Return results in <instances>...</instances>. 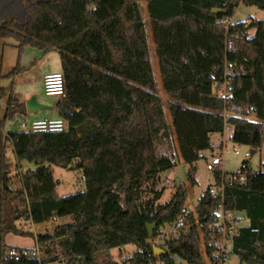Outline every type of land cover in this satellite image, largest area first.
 <instances>
[{"label":"trees","instance_id":"16d2710c","mask_svg":"<svg viewBox=\"0 0 264 264\" xmlns=\"http://www.w3.org/2000/svg\"><path fill=\"white\" fill-rule=\"evenodd\" d=\"M145 1L171 127L194 185L195 164L201 151L212 147L211 133L231 125L234 143L255 152L264 147V21L250 25L253 35L246 21L228 22L238 4L264 11V0ZM14 2L0 1V37L17 40L19 47L59 52L65 96L55 106L66 129L22 130L24 104L8 98L0 119V264H45L47 260L4 259L10 246L5 233L27 234L15 224L20 218L40 223L63 216L73 219L52 233L36 235L37 246L55 256L51 261L120 264L111 249L133 243L136 249L124 264H175L172 255L188 264H205L201 243L212 260L223 238L212 225L221 205L248 218V224L237 225L230 253L245 264H264V170L254 171L247 160L239 168L246 182L225 184L223 202L209 193L210 185L198 199L194 213L200 234L191 214L181 212L182 184L164 203L154 206L157 197L140 203L144 184L173 166L175 150L155 87L139 1L20 0L23 16ZM214 7L219 10L212 13ZM224 84L227 95H220ZM7 142L16 172L23 161L34 167L11 175ZM52 166L79 169L84 189L59 195ZM213 174L214 183H221L219 170ZM17 177L21 190L13 188ZM151 222L156 230L148 235L146 223ZM166 223H173L175 231L157 245L169 253L154 256L150 240Z\"/></svg>","mask_w":264,"mask_h":264},{"label":"rangeland","instance_id":"374dc122","mask_svg":"<svg viewBox=\"0 0 264 264\" xmlns=\"http://www.w3.org/2000/svg\"><path fill=\"white\" fill-rule=\"evenodd\" d=\"M2 1V0H0ZM139 7L142 15V19L145 22L146 31L148 33V42H149V52L150 58L153 66V73L156 81V91L161 96L162 100L165 104V113L167 117V121L170 125V131L172 134V141L174 145V164L171 168L164 170L161 172L155 179L152 181L146 182L142 188L140 203H144L147 200H155L152 201V204L156 206L159 203H164L168 201L173 192H175V186L177 184H182L184 188L185 200L184 206L190 212L193 218V226L197 233L200 234V230L196 221V216L194 213V207L204 192V190L210 185L214 183V170H208L206 168L207 161H210L212 155H220L223 159L222 164L218 167L221 170L227 172H234L239 170L241 166V162L243 160H247L250 167L256 170H264V147L259 151L252 153L249 157L245 156L247 151H250V147L243 144H236L231 140V134L233 132V127L231 125H227L223 134H219L217 139L216 135H213L211 141L213 142V146L208 150L201 151L200 158L196 161V171L194 174V178L196 183L192 185L187 178V169L188 165L182 160L181 155L178 150V146L175 140V135L173 133V129L171 127V120L167 107V96L163 89L162 81L160 78V72L158 67V59L155 52L151 23L149 20V15L146 9V1L138 0ZM14 10L18 11V14L24 15L23 5L20 3V0H15ZM255 16L257 20L263 19L264 21V11L259 10L255 6H248L245 4H238L235 7L231 19V22H239V21H252L251 17ZM228 19V22H230ZM255 20V19H254ZM255 28H249L248 34L253 35ZM19 42L13 38H2L0 37V117L2 118L4 112L6 110V103L10 96H14L20 99L21 96L25 97V100L35 96L36 100L39 103L49 105L56 102L59 97L57 96H47L44 93L43 83H42V74L53 67H58L60 64V55L57 50L49 51L44 57L41 55V50L38 48L30 47V46H18ZM19 64V65H18ZM27 66V69L23 71L21 74H12L13 68L17 66ZM24 100V101H25ZM41 114L45 113L40 111ZM48 114V112L46 111ZM39 114V115H41ZM29 118H33L36 116L34 113H29ZM38 115V114H37ZM29 121V119H26ZM9 126V124H8ZM7 123L3 126L4 130H7ZM233 147H236L239 154H235L233 151ZM5 159L6 162L12 168L13 165L16 164L15 155L13 152L12 145L7 142L5 148ZM22 165L27 168L34 167L32 162L23 161ZM24 168H20L18 172L14 171L15 168L11 169V175H15L16 173H20L21 171L26 170ZM52 173L55 181L57 182V193L60 195H67L71 193H75L77 191L83 190L85 184L82 180V172L79 169H69L63 168L59 166H52ZM16 190L22 189V184L20 182L19 177L16 179V185L13 187ZM159 193H158V192ZM158 193V194H157ZM239 220L238 225H246L248 224V218L246 217L244 212H239L238 214ZM71 217V216H69ZM73 219V218H71ZM238 219V218H237ZM70 222V219L67 216L57 217L52 219L51 217L39 223L36 228H32V225L28 222H23L20 218L15 221V224L18 227H22V225L27 224V228L25 230H36L41 233H49L52 232L53 228L58 224H64ZM25 223V224H24ZM156 229L154 228L153 231ZM173 231H175V227L173 223H166L162 225L158 231L156 232V236L152 240V243H160L164 241L166 237H168ZM32 236L28 234H19L14 232H6L4 236L5 243L12 244H30L32 242ZM201 254L203 256L205 264H209V259L204 253L203 244L201 243ZM136 249L135 244L129 243L124 245V248H113L110 253L113 255V259L117 260L120 264H124V258H127L132 255L133 251ZM53 253H50L43 249L42 252V260H47L45 264H60L57 263V260L52 259ZM120 257H119V256ZM55 257V256H53ZM227 258L223 261H220L218 264H245L241 262L239 257L235 254L228 252ZM175 264H188L186 261L178 257L177 255H172ZM50 261V262H49ZM152 264H165L161 260H157Z\"/></svg>","mask_w":264,"mask_h":264},{"label":"built area","instance_id":"2783aa9c","mask_svg":"<svg viewBox=\"0 0 264 264\" xmlns=\"http://www.w3.org/2000/svg\"><path fill=\"white\" fill-rule=\"evenodd\" d=\"M228 47L229 44H228ZM44 93L50 96H57L62 98L65 96V80L62 71L47 72L43 75L42 79ZM228 85L224 84L222 88L218 90L220 95H227ZM22 130L31 131L35 133L39 132H60L66 129V122L61 117H44L31 119L29 121L23 120L20 123ZM6 133L3 134L5 136ZM235 154H239L236 147H233ZM251 151L245 153L246 157L251 155ZM223 159L221 156L212 155L210 161H207L206 168L208 170H219V177H221V183L210 184L209 193L213 196H219L221 202H223V193L225 184H244L246 182V173L239 170L234 172H227L218 168L222 164ZM174 163V160L171 161ZM181 212L184 214L190 213L185 207L181 208ZM55 219L57 217H51ZM238 215L235 210L225 209L221 205L213 214V227L220 231L222 234V240L219 243L217 251L213 254V259H209V264H218L220 261L225 260L229 251L232 248V237L237 232ZM27 225H23L25 228ZM43 249L35 246L29 247H17L9 246L4 250V259L18 261L20 259H37L42 260Z\"/></svg>","mask_w":264,"mask_h":264},{"label":"crops","instance_id":"0c3cea01","mask_svg":"<svg viewBox=\"0 0 264 264\" xmlns=\"http://www.w3.org/2000/svg\"><path fill=\"white\" fill-rule=\"evenodd\" d=\"M251 19H252V21H249L248 23H250V22H252V24L254 23V21L255 20H257L256 19V17L255 16H252L251 17ZM255 19V20H254ZM261 20H263V19H261ZM230 22H231V19H230ZM247 24V23H246ZM255 32V31H254ZM51 51V50H50ZM49 52V51H48ZM48 52H42L41 51V55H42V57H44ZM19 65V64H18ZM18 68H20V70H18V73L17 74H21V73H23V71L25 70V69H27V66L26 65H24V66H17ZM16 68V67H15ZM14 69V68H13ZM53 71H62V68H61V61H60V64H59V66L58 67H53V69H50L49 68V70L48 71H46V72H44L43 74H42V79H43V75L45 74V73H47V72H53ZM47 96H50V95H47ZM60 99V98H59ZM59 99H57L56 100V102L59 100ZM20 102H22L23 104H24V110H25V114H24V118H25V120L26 119H29V120H31V118H29V115H28V112L26 111V108H25V97L24 96H21L20 97V99H18ZM56 102H54L53 104H49V106H51L52 108L51 109H47V110H40V111H42V112H45V113H42L41 114V112L40 111H38L37 113H36V116L35 117H33L32 119H36V118H44V117H57V111H56ZM6 110H7V103H6ZM6 110H5V112H4V115H3V117L1 118L0 117V119H3L4 118V116H5V114H6ZM46 111L48 112V114L46 113ZM38 114V115H37ZM39 114H41V115H39ZM7 123V127H9L8 126V121H6L5 122V124ZM5 124H4V126H5ZM6 131L7 130H4V132H3V129H2V132H3V134L4 133H6ZM224 132V131H223ZM223 132L222 133H219V132H214V133H211L210 134V142H211V145L213 146L214 144H213V142L211 141V138H212V136L213 135H216L217 136V139H218V137H219V134H223ZM232 135V134H231ZM175 140H176V137H175ZM176 143H177V140H176ZM178 146V145H177ZM179 150V149H178ZM207 150V149H206ZM209 150V149H208ZM204 151V150H203ZM180 153V152H179ZM15 160H16V158H15ZM183 160V159H182ZM17 162V161H16ZM16 165V164H15ZM15 165H13V167L11 168L10 167V169H14L15 168ZM22 168H24V169H26V167L24 166V165H22ZM15 171V170H14ZM16 185V179L14 180V186ZM13 186V187H14ZM60 195V194H59ZM70 220H71V217H69V216H67ZM23 220V222H28V223H30L31 225H32V228H36V226L39 224V223H34V222H32L31 220H24V219H22ZM44 222V221H43ZM40 223H42V222H40ZM25 224V223H24ZM27 225V224H26ZM21 229H22V231L24 232V233H27L29 236H32V238H33V240H32V242L30 243V244H12V243H6V244H8V245H10V246H21V247H35V246H37V242H36V235L37 234H40L41 232L40 231H36V230H25L27 227H23V225H22V227H20ZM54 229V228H53ZM53 231V230H52ZM49 233H52V232H49ZM122 248H124V246L122 247ZM121 248V249H122ZM112 255V254H111ZM113 256V255H112ZM119 256V255H118ZM120 257V256H119ZM115 261H117V260H115ZM120 263V262H119Z\"/></svg>","mask_w":264,"mask_h":264},{"label":"water","instance_id":"95a60500","mask_svg":"<svg viewBox=\"0 0 264 264\" xmlns=\"http://www.w3.org/2000/svg\"><path fill=\"white\" fill-rule=\"evenodd\" d=\"M217 10H219V9L214 7L211 9V12L214 13ZM251 24H252V22L247 23L245 25L246 29H248ZM25 108H26L27 112L36 114L40 110H47V109H51L52 107L49 105L39 103L36 100L35 96H32V97L25 100ZM250 151H251V153L255 152L254 149H251ZM68 167L71 168V165H69ZM155 226H156V222L146 223V229H147L148 235H152ZM188 231H189V229H188ZM151 245H152V252H153L154 256L165 255V254L169 253L168 249H164L161 246L157 245L156 243H152Z\"/></svg>","mask_w":264,"mask_h":264}]
</instances>
